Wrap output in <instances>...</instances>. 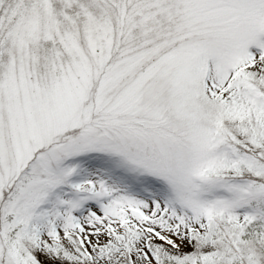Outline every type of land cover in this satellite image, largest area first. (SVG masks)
I'll return each instance as SVG.
<instances>
[{"label": "snow or ice", "instance_id": "1", "mask_svg": "<svg viewBox=\"0 0 264 264\" xmlns=\"http://www.w3.org/2000/svg\"><path fill=\"white\" fill-rule=\"evenodd\" d=\"M0 264H264V0H0Z\"/></svg>", "mask_w": 264, "mask_h": 264}]
</instances>
